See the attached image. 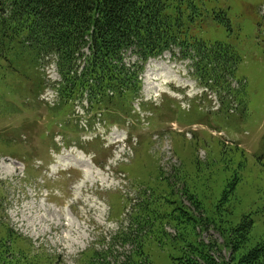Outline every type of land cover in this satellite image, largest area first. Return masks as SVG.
Returning <instances> with one entry per match:
<instances>
[{"label":"rangeland","instance_id":"rangeland-1","mask_svg":"<svg viewBox=\"0 0 264 264\" xmlns=\"http://www.w3.org/2000/svg\"><path fill=\"white\" fill-rule=\"evenodd\" d=\"M220 1L232 31L215 24L216 36L207 27L203 38L237 47L233 79L228 73L224 78L234 93L218 95L192 76L196 60L191 51L190 57L174 48L175 56L167 51L149 59L139 75L140 105H135L144 122L132 128L130 146L125 131H101L112 147L97 155L98 166L77 147L63 146L83 142L80 131L85 129L75 127L77 101L66 111L53 110L51 85L60 79L54 64L46 68L47 60L35 69L26 58H17L13 70L0 72V264H84L89 256L95 264H175L179 253L168 242L157 241L155 232L146 236L137 231V206L149 198L155 224L158 215L168 212L165 198L171 190V197L178 195L194 209L184 193L188 186L206 207L213 199L217 203L222 185L232 183L234 173L242 179L229 204L260 216L251 245L264 237L259 168L264 163V0ZM9 71L12 79L6 76ZM41 78L44 89H37ZM21 87L19 98L14 92ZM19 102L27 108L20 109ZM8 108L16 109L4 113ZM206 211L213 213L212 208ZM165 229L175 234L172 226ZM200 234V241L213 245L210 254L217 261L228 259L211 224ZM139 241L144 255L137 257Z\"/></svg>","mask_w":264,"mask_h":264},{"label":"trees","instance_id":"trees-1","mask_svg":"<svg viewBox=\"0 0 264 264\" xmlns=\"http://www.w3.org/2000/svg\"><path fill=\"white\" fill-rule=\"evenodd\" d=\"M220 3V0H0V72L13 70L17 58H26L35 69L49 58L61 76L60 81L51 85L58 99L54 111H66L86 94L95 115L114 100L121 102L123 111L130 112L140 90L138 76L144 62L149 57L161 56L165 50L178 48L190 57L189 51L192 52V59L196 60L194 72L200 81L206 86L212 84L219 94L222 91L233 94L235 89L231 90L228 79L224 78L228 73L233 79L237 47L229 41L209 42L203 38L207 27H211V36H216L215 24L232 31L227 9ZM128 50L138 61L126 66L123 59ZM10 73L6 76L12 79ZM37 74L41 77L40 72ZM27 77L28 72L24 74ZM43 83L41 78L35 87L44 89ZM21 92L22 87L14 94L19 97ZM2 97L13 101L5 95ZM18 104L20 109L27 108L26 105L21 108V102ZM11 109L13 112L16 108L3 112ZM261 150L264 151V145ZM261 167L264 178V163ZM233 179L232 183L222 185L217 203L213 199L206 207L188 186L184 193L194 209L184 206L178 195L171 197L174 192L170 190L165 198L168 212L158 215L155 224L151 219L155 211L149 198L144 199L135 211L137 231L146 236L155 232L157 241L168 242L170 249L179 253L173 257L175 264H263L264 237L250 244L252 227L260 221V216L229 204L230 198L236 199L234 188L236 181L242 179L241 173H234ZM208 208L213 210L211 215L206 211ZM166 224L175 229L174 235L167 232ZM207 224L219 232L223 246L218 247L225 248L228 259L217 261L210 254L213 245L200 241V232L207 230ZM15 246L20 251L17 243ZM6 251L10 253L8 244ZM135 255H144L141 241ZM84 264L95 263L89 256Z\"/></svg>","mask_w":264,"mask_h":264},{"label":"bare ground","instance_id":"bare-ground-1","mask_svg":"<svg viewBox=\"0 0 264 264\" xmlns=\"http://www.w3.org/2000/svg\"><path fill=\"white\" fill-rule=\"evenodd\" d=\"M149 67V66H148ZM0 161H3V160H0Z\"/></svg>","mask_w":264,"mask_h":264}]
</instances>
